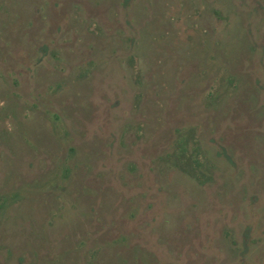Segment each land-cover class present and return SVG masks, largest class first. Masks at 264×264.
<instances>
[{"label":"rangeland","instance_id":"1","mask_svg":"<svg viewBox=\"0 0 264 264\" xmlns=\"http://www.w3.org/2000/svg\"><path fill=\"white\" fill-rule=\"evenodd\" d=\"M0 264H264V0H0Z\"/></svg>","mask_w":264,"mask_h":264}]
</instances>
